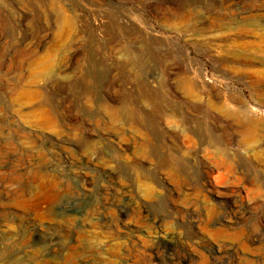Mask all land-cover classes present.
<instances>
[{"label": "rangeland", "instance_id": "rangeland-1", "mask_svg": "<svg viewBox=\"0 0 264 264\" xmlns=\"http://www.w3.org/2000/svg\"><path fill=\"white\" fill-rule=\"evenodd\" d=\"M43 1L0 0V264H264V0ZM126 55L217 144L132 120Z\"/></svg>", "mask_w": 264, "mask_h": 264}, {"label": "bare ground", "instance_id": "bare-ground-1", "mask_svg": "<svg viewBox=\"0 0 264 264\" xmlns=\"http://www.w3.org/2000/svg\"><path fill=\"white\" fill-rule=\"evenodd\" d=\"M54 1L55 0H44L43 2H41V5L44 8H49V7L52 8L55 6ZM93 2L96 3V5H98V6H102V5L105 6V4H106L104 0H93ZM166 2L170 3L171 8L173 7L172 0H166ZM155 9H156V6H154V10ZM123 34H125V33H123ZM108 49H109L110 53H112L113 55H115V54L118 55L119 53H122V52H125V53L129 52L127 55H129L130 57L126 55V57H127L126 61H124L122 64H119L117 62V66L121 71L125 72V74L128 76L129 79L134 80L136 82V84H138L137 88H135L136 90L132 93L133 109H132V107H129V109L133 110V112H131V114H132L131 119L132 120H134L137 124L139 122H143L144 120H146L147 116L143 113L142 105L144 103H150L154 106L161 107L163 110L162 111L163 115L165 117L174 118L177 121H181L183 124L186 125L187 132L193 136H196L202 142H204L210 146H214L215 144H217V138H218L217 134L213 133L212 131H210L208 129V127H206L205 121L202 120V116L199 115L198 110L195 111L196 114L194 115L197 119L195 118L193 121V120L185 119L184 118L185 117L184 112H179V110H177L175 107H173V104H172L173 102L174 103L175 102L180 103V101L184 98L182 95H180L178 92H176L175 87H173V84H171V80L173 79L172 72L171 73L169 72L167 74L168 78H167L166 82L164 83V85L162 84L163 87L161 86L162 90H164L165 93L170 94V96H172V98L175 99V100L170 101L171 99H168L166 96L163 95L160 87H158L157 89H151L150 88V82H151L150 78L139 77L137 75V71H135L136 61L129 59V58L134 57V53H132L131 51H126V49L124 48V45H122V44H120V45L119 44H113V45L109 46ZM130 49L134 50V49H136V47H132V48L130 47ZM125 53H124V55H125ZM174 78L176 80H178L179 83H181V85L182 84H186L189 86H195L196 85V83L192 79H190L186 75V73L177 72L176 74H174ZM154 80H155V78L152 79V82ZM186 95H188L189 98L191 97L190 93H188ZM213 95L216 98V100L218 101V104L217 105L212 104L209 107V112L215 113L216 115H219L222 118L232 120L235 123L240 134H242L241 138L238 140L239 146H241V148L242 147L245 148V146L247 144L246 142L248 139H254V140L257 139L256 141H259L258 134H257L258 132H256L257 131V125L254 122V120L251 118L249 119L248 116H246L242 112H240V113L232 112L226 105H224L221 102L220 95L218 93H213ZM109 106H111V105H109ZM202 130H205V131H202ZM262 130H264V129H262ZM262 140H264V139H262ZM257 143H259V142H257ZM237 148H239V147H237ZM225 155H226V153H225ZM228 158L231 159V157H228ZM234 158H236V157L232 156L233 162H234ZM255 158H257V156ZM261 158H262V156H261ZM236 160H238V159H235V161ZM262 162H264V160H262ZM236 163L238 164L237 161H236Z\"/></svg>", "mask_w": 264, "mask_h": 264}]
</instances>
